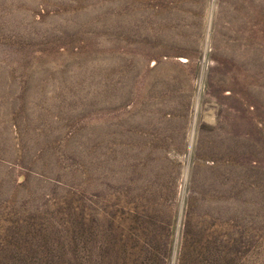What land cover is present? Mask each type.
Returning a JSON list of instances; mask_svg holds the SVG:
<instances>
[{"label": "rangeland", "instance_id": "374dc122", "mask_svg": "<svg viewBox=\"0 0 264 264\" xmlns=\"http://www.w3.org/2000/svg\"><path fill=\"white\" fill-rule=\"evenodd\" d=\"M0 264H264V0H0Z\"/></svg>", "mask_w": 264, "mask_h": 264}]
</instances>
